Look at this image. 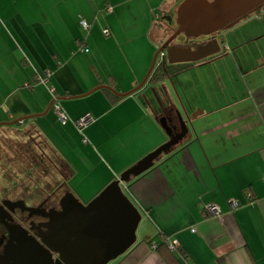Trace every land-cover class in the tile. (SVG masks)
I'll return each instance as SVG.
<instances>
[{"label": "crops", "instance_id": "0c3cea01", "mask_svg": "<svg viewBox=\"0 0 264 264\" xmlns=\"http://www.w3.org/2000/svg\"><path fill=\"white\" fill-rule=\"evenodd\" d=\"M181 2L0 0V125L14 123L0 136L37 137L59 163V198L88 204L169 141L162 124L181 126L179 112L184 140L122 185L140 221L134 244L107 264H169L156 246L174 241L191 264H264V11L221 33L211 60L170 79L175 94L162 80L167 103L152 96L158 84L119 96L145 78L151 55L139 48H153L154 23L175 20ZM52 102L69 122L56 121L53 104L46 113ZM88 115L82 145L75 122Z\"/></svg>", "mask_w": 264, "mask_h": 264}, {"label": "water", "instance_id": "95a60500", "mask_svg": "<svg viewBox=\"0 0 264 264\" xmlns=\"http://www.w3.org/2000/svg\"><path fill=\"white\" fill-rule=\"evenodd\" d=\"M263 7L264 0H184L176 11V29L155 52L143 81L132 92L119 96L127 97L152 84L150 79L158 67L160 53H166L162 64L164 68L166 64L198 63L221 51L220 42L216 39L194 50L189 47L169 46L178 36L188 40L220 35L236 27L242 20L257 14ZM164 79L170 80L167 77ZM153 84H158L152 89L153 93L160 91L167 103L166 86L160 82ZM52 104L53 102L46 113ZM177 117L181 125L179 135L171 138L168 126L162 124L169 141L125 171L117 181L106 186L88 204L79 203L71 193L65 194L60 200V211L53 213L45 226L43 244L34 242L27 246V263L41 258L44 263L50 261L52 264L53 252L57 255L54 264H107L125 253L135 242L140 213L123 193L122 185L150 170L162 154L169 153L185 138L188 128L179 112ZM13 125L14 123H4L0 128Z\"/></svg>", "mask_w": 264, "mask_h": 264}, {"label": "flooded vegetation", "instance_id": "af4514ba", "mask_svg": "<svg viewBox=\"0 0 264 264\" xmlns=\"http://www.w3.org/2000/svg\"><path fill=\"white\" fill-rule=\"evenodd\" d=\"M173 32L170 33L168 38L166 37L162 41L160 47L167 42ZM214 39L220 42L219 37L213 35L206 38V41L200 45H205ZM189 41V39H185L183 45L178 47H189L194 50L200 46L191 47L188 43ZM172 45H174L173 41L169 44V46ZM165 57L166 53L164 52V59ZM213 57L214 56L203 61L211 60ZM163 61L164 60L160 63L161 66H163ZM163 117L167 119L168 115L164 113ZM168 129L171 138H174L176 135L181 133L180 126H176L175 129L168 126ZM40 152V155H42V158L45 161L38 162L31 159V161L25 163L26 167H29L28 169L38 171L40 166L44 168L46 165L48 168L53 170L55 163L50 158V154L43 152V150H40ZM4 174L6 175L7 173L5 172L2 174V180L6 184ZM3 182H0V264H50V261H46L44 263L41 258L27 263L26 259L29 257L27 246L33 244L34 242L43 244L42 238L44 239V234L46 232L45 226L49 223V218L53 213L60 211L61 198H59L58 194L56 196V191L59 188V185L52 180V182L49 181L51 184L49 185V183H46L45 187L43 186L44 188L39 189L36 186V188L34 187V189L31 188L32 190H29L26 186H24L25 184L21 186L16 184L13 186H6L2 184ZM37 189L39 190L37 191ZM56 259L57 255L52 252V264H54Z\"/></svg>", "mask_w": 264, "mask_h": 264}, {"label": "rangeland", "instance_id": "374dc122", "mask_svg": "<svg viewBox=\"0 0 264 264\" xmlns=\"http://www.w3.org/2000/svg\"><path fill=\"white\" fill-rule=\"evenodd\" d=\"M261 10L264 11V7ZM244 21H246V20H242L243 23H244ZM254 21L259 22V24H261V22L259 20H254ZM167 22H168L169 25L167 24ZM262 24H264V23H262ZM175 26H176L175 25V20H173V19L172 20H168V21H160L158 23H154V26L150 30L149 37H148V34H147V37L149 38V40L151 42H153V44L151 43L153 48L150 47V43H149V47L144 46V45L141 44L142 46H140L139 52L142 55H144L145 53L148 54V55H151L150 59L152 61V58H153L155 52L160 47L162 41L166 37L168 38L170 36L171 30ZM226 32L227 31H224L223 33H226ZM215 36L218 37V34H216ZM206 38H208V37L191 38V39H189L190 41L188 43H189V45L191 47H196V46L204 43L206 41ZM184 40L185 39H184L183 36L177 37L173 41V44L176 45V46H181V45H183ZM151 61H150V64H151ZM159 61H160V58L158 57L157 64L159 63ZM173 80H174V78H173ZM149 88H150V86H149ZM167 88L173 94H175L174 93L173 83L171 81H169V80L167 81ZM152 96L154 97L155 100H157V97H156V95L154 93L152 94ZM190 99L194 101L193 98H190ZM55 118H56V121L58 122L59 120H58L57 116H55ZM67 121L69 122L68 117H67ZM4 127L6 128V130H11L10 127H6V126H4ZM77 130H78L79 135H80L79 143H81L83 145L82 139L84 137H83V135H81L82 131L79 130L78 128H77ZM64 131L66 132L67 128ZM0 138H1L0 139V164L2 166H5L3 168V170L5 169V171L7 173L6 175L4 174V180H6V184H5L3 182V180H2L3 179V175L2 174L4 172H2L3 171L1 169L2 167L0 168V182H3L2 183L3 185L13 186V185L16 184L18 186H21V185L25 184L24 186H26L29 190L34 189V187H36V186H37V188L40 189V188H44L46 183H49V185H50L51 183L49 181L52 182V180H54V182H55L56 179L59 180L60 179L59 177L62 176V173L60 175L56 174L57 172L55 171L56 169L54 167H53V170H52V169L48 168L46 165L44 166V168L42 166H40V169L38 171H34V170H31V169H28L29 167H26L25 163L28 162V161H31V159L35 160V161H38V162H41V161L44 162L45 161L42 158V155H40V153H41L40 150L41 151L43 150V152L49 153L50 154V158L53 161L56 162L54 155L51 152H49V150L46 148L47 145L43 144L40 140H38L37 137H35L33 139L30 135H11V134L5 135L4 134V135L0 136ZM65 138H70L71 139L72 136L71 135H66ZM75 142H76V138H75L74 143ZM165 155L166 154H162L160 159L162 157H164ZM56 164L57 165L59 164L58 161L56 162ZM79 164L84 167L83 164H81V163H79ZM49 170H51V171H49ZM52 174H53V176H52ZM28 176H30V177H28ZM72 188H74V187H72ZM39 189H37V191ZM75 191H76V189H75ZM61 192H62V188H58L57 191H56V196H57V194L59 196L61 194ZM76 194L78 195L77 191H76ZM85 200H87V199H82V200H80V202L83 203V204H86L87 201H85Z\"/></svg>", "mask_w": 264, "mask_h": 264}, {"label": "trees", "instance_id": "16d2710c", "mask_svg": "<svg viewBox=\"0 0 264 264\" xmlns=\"http://www.w3.org/2000/svg\"><path fill=\"white\" fill-rule=\"evenodd\" d=\"M176 29V26L171 30L173 32ZM195 64H180V65H167L164 68L159 65L153 72L150 82L156 83L161 82L164 78H174L176 75L186 71L188 68L194 66ZM111 102L112 104L117 103L120 98H117L113 95H111ZM171 112V111H170ZM170 112L165 111L167 115H170ZM2 167V168H1ZM5 166H0V168L3 170ZM2 172H6L5 169ZM156 250L160 251L162 253V256L165 258L169 264H191L189 261V257L185 253L183 249H180L179 247L175 251H171L169 249V246L167 243H163L159 246H156Z\"/></svg>", "mask_w": 264, "mask_h": 264}, {"label": "built area", "instance_id": "2783aa9c", "mask_svg": "<svg viewBox=\"0 0 264 264\" xmlns=\"http://www.w3.org/2000/svg\"><path fill=\"white\" fill-rule=\"evenodd\" d=\"M107 11L108 12L110 11V7L107 8ZM79 25L82 28V30H84V31H87L89 29V25L84 20H80L79 21ZM103 34L104 35L108 34L107 29L103 30ZM158 57L160 58V61L157 64L159 66L160 63L162 62V60L164 59V53H160ZM39 81H42L43 83H46V80L40 79V77H39ZM53 109H54L55 115L57 116L60 124L64 125L67 122V117H66L65 113L61 110L58 102H54L53 103ZM91 122H93V119H92L91 116L88 115V116H85V117H82V118L78 119L75 122V125L77 126V128L79 130H82L87 125H89ZM236 206H237V203H234L233 204V208H235ZM207 212L212 214V215H216V216L219 215V213H220L216 206H209L207 208ZM168 246H169V249L171 251H175L178 248V244L175 241L174 242H170L168 244Z\"/></svg>", "mask_w": 264, "mask_h": 264}]
</instances>
